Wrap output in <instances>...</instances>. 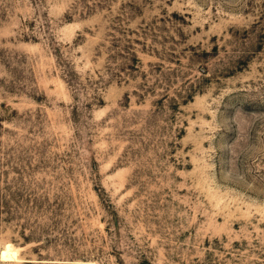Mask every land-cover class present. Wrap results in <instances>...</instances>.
I'll return each instance as SVG.
<instances>
[{
  "label": "rangeland",
  "instance_id": "rangeland-1",
  "mask_svg": "<svg viewBox=\"0 0 264 264\" xmlns=\"http://www.w3.org/2000/svg\"><path fill=\"white\" fill-rule=\"evenodd\" d=\"M0 264H264V0H0Z\"/></svg>",
  "mask_w": 264,
  "mask_h": 264
}]
</instances>
